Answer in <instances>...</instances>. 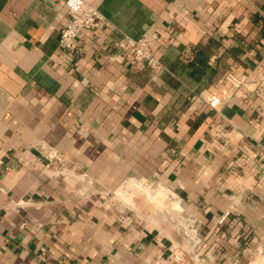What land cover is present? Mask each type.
I'll return each instance as SVG.
<instances>
[{"label":"crops","instance_id":"obj_1","mask_svg":"<svg viewBox=\"0 0 264 264\" xmlns=\"http://www.w3.org/2000/svg\"><path fill=\"white\" fill-rule=\"evenodd\" d=\"M88 1L108 25L71 52L64 0H0V264H183L114 196L136 179L198 221L193 264L264 259V0ZM123 34L165 69L132 70Z\"/></svg>","mask_w":264,"mask_h":264},{"label":"built area","instance_id":"obj_2","mask_svg":"<svg viewBox=\"0 0 264 264\" xmlns=\"http://www.w3.org/2000/svg\"><path fill=\"white\" fill-rule=\"evenodd\" d=\"M64 2L67 7L69 18L59 31L58 47L65 51L72 52L75 41L80 36L82 30L98 29L103 25H108V20L99 8L88 0H64ZM156 40V34L138 38L123 34L117 43L119 56L132 70L139 71L142 69H149L155 73L159 72L165 69V66L153 51ZM225 79L235 86L240 84V81L231 73L227 74ZM263 88L264 84L261 83L255 89V92H259L263 90ZM203 100L214 108L220 101V98L211 96L204 97ZM45 157L48 159L47 166L53 162L52 160L58 161L60 166H62L63 157L59 153H52ZM57 172H60V170ZM223 218H221V220H223ZM198 236V234L193 235V244L199 242L200 238Z\"/></svg>","mask_w":264,"mask_h":264},{"label":"rangeland","instance_id":"obj_3","mask_svg":"<svg viewBox=\"0 0 264 264\" xmlns=\"http://www.w3.org/2000/svg\"><path fill=\"white\" fill-rule=\"evenodd\" d=\"M131 181H133V180H131ZM135 181L136 182H134V181L133 182L135 184L137 183L136 184L137 186L134 185L135 187H133L134 188L133 190H132V187L127 188L126 184H125L124 187L122 186V187H120L119 189L116 190V192L114 193V196H116L123 203V205H125L127 207H132L131 205H133V208H134V205H137L139 207V206H141V204L144 205V206L146 204L147 206H145V207L141 206L139 208L141 210H142V208H144V211H142L143 213L144 212H147V213L149 212L150 213L149 215L153 218L155 224L159 223V222H162V224H163V222H164L163 225L161 223H159V226L161 225L162 228L166 227L164 232H166V229L169 232V234H167V232L165 234L170 235V236L166 235L169 238V240L168 239L167 240L169 241V243H173V245H172V251H173V255L172 256H173V258L176 259L177 257L180 256V257H184V259H185L187 257L186 258L187 260L185 259L186 262H184L183 264H189V263L192 264L193 263V258H192L193 255L191 253H187V252L190 251L189 247H191V244L193 242L192 238H193V235L196 234V229L198 231L200 230L199 227L197 228L198 221L195 220L192 216H190L187 213L186 210H181V203L182 202L181 203L179 202V205L177 207H173V205L171 203L175 202L176 199L171 195V193H169V192L167 193V191L164 193L165 190L159 191L158 189H154L152 191V188H154V187L147 185V183H143L141 180H137L136 179ZM138 187H139V189H138ZM140 188H141V191H140ZM149 189H151V190H149ZM143 191H144V193H143ZM150 191H152L153 193L152 192L150 193ZM158 192L159 193L162 192V193H160L161 196L157 198V200L159 199L157 201L156 198H153L152 196H154V194L155 195H160ZM149 193H150V195H148ZM141 195H142V197H141ZM154 197H157V196H154ZM162 197H164L163 198L164 200L162 199ZM165 197H166L167 200L165 199ZM135 199H136L137 202L139 200L138 204L135 201ZM140 202H142V203H140ZM168 203H170L172 205L171 206V210H165L166 209V204H168ZM145 208L146 209L148 208V209L145 210ZM172 208L173 209L176 208L177 212L175 214H174V212H172L173 211ZM171 213H172V215H171ZM157 220H159V221L157 222ZM167 223H168L169 226L166 225ZM167 226L171 227V228L168 229ZM201 227H202V224H201ZM171 230H173L175 232H173ZM187 230H188V232H187ZM171 232H173V233L177 232V233L174 235ZM177 234L180 235V236H178ZM176 235H177V237H175ZM177 239L178 240L181 239V241H177ZM182 239H184V240H182ZM187 239H189V241ZM180 243H181V245H180ZM183 244H184V246H183ZM186 248H187V250H186ZM257 263L258 264H264V259L261 256L257 257L256 253L253 252V254L251 253L248 256V258L241 264H257Z\"/></svg>","mask_w":264,"mask_h":264},{"label":"bare ground","instance_id":"obj_4","mask_svg":"<svg viewBox=\"0 0 264 264\" xmlns=\"http://www.w3.org/2000/svg\"><path fill=\"white\" fill-rule=\"evenodd\" d=\"M136 184H137V183H136ZM136 184H135L133 181L130 180V181H127V183H126V187H127V188L132 187V190H133V189H134L133 187H135L134 185H136ZM136 186H137V185H136ZM139 187H140V186H139ZM139 187H138V189H139ZM136 188H137V187H136ZM138 189H137V190H138ZM152 189H153V188H152ZM146 190H147V189H146ZM146 190H145V191H146ZM149 190H151V189H149ZM160 190H161V188H160ZM160 190H159V191H160ZM165 190H166V189H165ZM140 191H141V188H140ZM152 191H153V190H152ZM152 191H151V192H152ZM162 191H163V188H162ZM151 192H150V193H151ZM165 192H166V191H164V193H165ZM143 193H144V191H143ZM145 193H146V192H145ZM150 193H149L148 195H150ZM152 193H153V192H152ZM155 193H156V192H155ZM158 193H159V192H158ZM160 193H162V192H160ZM160 193H159V194H160ZM167 193H168V192H167ZM165 195H166V194H165ZM154 196H157V197H154ZM154 196H152V197H153V198H156V200H157V198L160 197L161 194H160V195H155V194H154ZM162 196H163V195H162ZM166 196H167V195H166ZM141 197H142V195H141ZM141 197H140V198H141ZM147 197H148V196H147ZM152 197H151V198H152ZM163 198H164V197H162V199H163ZM162 199H161V200H162ZM165 199H166V197H165ZM141 200H142V199H141ZM141 200H140V201H141ZM158 200H159V199H158ZM158 200H157V201H158ZM161 200H160V201H161ZM163 200H164V199H163ZM166 200H167V199H166ZM135 201H136V199H135ZM135 201H134V202H135ZM143 201H144V200H143ZM143 201H142V202H143ZM150 201H151V200H150ZM170 201H171V200H170ZM170 201H169V202H170ZM177 201H178V200H177ZM134 202H133V203H134ZM136 202H137V201H136ZM136 202H135V203H136ZM138 202H139V200H138ZM138 202H137V204H138ZM142 202H140V203H142ZM155 202H156V201H155ZM166 202H167V201H166ZM140 203H139V204H140ZM149 204H150V203H149ZM159 204H160V203H159ZM171 204L173 205V207H177V206H178V203H177L176 201L173 202V203H171ZM171 204H170V203L166 204V209H165V210H171V206H172ZM131 206H133V205H131ZM141 206L143 207L144 205L141 204ZM141 206H139V207H141ZM145 206H147V205L145 204ZM145 206H144V207H145ZM162 206H163V205H162ZM164 206H165V205H164ZM139 207H138L137 205H134L135 210H138V211L141 210ZM148 207H149V206H148ZM132 208H133V207H132ZM163 208H164V207H163ZM147 209H148V208H147ZM147 209L145 208V210H147ZM172 210H173L172 212H174V214L177 212L176 208H174V209L172 208ZM141 211H144V208H142ZM166 212H167V211H166ZM141 213H142V214H145V213H146L145 216H147V217H148V215L150 214L149 212H148V213H147V212H144V213L141 212ZM171 215H172V213H171ZM176 216H177V215H176ZM148 218H149V217H148ZM151 220H152V219H151ZM158 221H159V220H157V222H158ZM154 223H155V222H154ZM159 223L162 224V222H159ZM159 223H156V224L159 225ZM163 224H164V222H163ZM163 224H162V225H163ZM166 225H168V223H167ZM160 226H161V225H160ZM168 226H169V225H168ZM168 226H167V227H168ZM170 226H171V225H170ZM158 227H159V226H158ZM171 227H172V226H171ZM171 227H168V229H170ZM161 228H162V226H161ZM163 228H164V227H163ZM163 228H162V230H165L166 227H165L164 229H163ZM171 231H173V230H171ZM166 232H167V234H169V232L167 231V229H166ZM173 232H175V231H173ZM173 232H171V233L174 234V235L177 233V232H176V233H173ZM187 232H188V230H187ZM167 234H166V235H167ZM177 235H178V234H177ZM177 235H176L175 237H177ZM167 236H170V235H167ZM178 236H180V235H178ZM181 238H182V237H181ZM178 239H179V238H178ZM178 239H177V241H181V239H180V240H178ZM182 240H184V239H182ZM187 240L189 241V239H187ZM188 241H187V242H188ZM185 243H186V242H185ZM177 244H178V243H177ZM180 245H181V243H180ZM183 246H184V244H183ZM186 246H187V245H186ZM187 247H188V246H187ZM189 248H191V247H189ZM181 249H182V248H181ZM186 250H187V248H186ZM187 253H190V251L187 252ZM190 255H191V254H190ZM186 258H187V257H186ZM186 258H185V259H186ZM186 260H187V259H186ZM259 263H260V262H259ZM189 264H191V263H189ZM192 264H193V263H192ZM257 264H258V263H257Z\"/></svg>","mask_w":264,"mask_h":264}]
</instances>
